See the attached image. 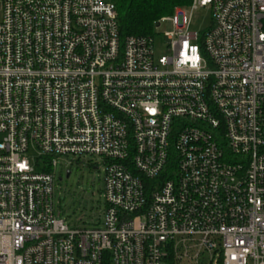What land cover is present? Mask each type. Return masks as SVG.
Segmentation results:
<instances>
[{"label":"built area","instance_id":"built-area-1","mask_svg":"<svg viewBox=\"0 0 264 264\" xmlns=\"http://www.w3.org/2000/svg\"><path fill=\"white\" fill-rule=\"evenodd\" d=\"M118 2L0 0V264H264V0L176 8L167 57ZM84 161L104 220L70 227L57 169Z\"/></svg>","mask_w":264,"mask_h":264},{"label":"rangeland","instance_id":"rangeland-1","mask_svg":"<svg viewBox=\"0 0 264 264\" xmlns=\"http://www.w3.org/2000/svg\"><path fill=\"white\" fill-rule=\"evenodd\" d=\"M187 13L190 32L200 33L211 26V12L208 8H198ZM172 31L170 23L155 29L154 44L158 56L169 55L167 36L171 35ZM34 156V154L28 155L30 163ZM68 172H70L69 178H67ZM104 186L105 167L101 162H98V170L89 166L87 161L72 166L59 165L55 184L56 213H60L70 227L89 228L101 223L104 220L102 213L105 210Z\"/></svg>","mask_w":264,"mask_h":264},{"label":"trees","instance_id":"trees-1","mask_svg":"<svg viewBox=\"0 0 264 264\" xmlns=\"http://www.w3.org/2000/svg\"><path fill=\"white\" fill-rule=\"evenodd\" d=\"M192 0H119L117 5L120 36H149L156 24L171 17L176 8L189 7ZM41 171H48L41 170Z\"/></svg>","mask_w":264,"mask_h":264},{"label":"water","instance_id":"water-1","mask_svg":"<svg viewBox=\"0 0 264 264\" xmlns=\"http://www.w3.org/2000/svg\"><path fill=\"white\" fill-rule=\"evenodd\" d=\"M69 176H70V172L67 173V178H69ZM59 180L61 181L62 179H59Z\"/></svg>","mask_w":264,"mask_h":264}]
</instances>
